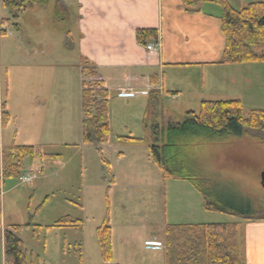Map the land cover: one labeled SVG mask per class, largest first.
<instances>
[{"label": "rangeland", "instance_id": "obj_1", "mask_svg": "<svg viewBox=\"0 0 264 264\" xmlns=\"http://www.w3.org/2000/svg\"><path fill=\"white\" fill-rule=\"evenodd\" d=\"M254 1L228 0L235 9ZM0 3L3 60L0 115L3 105L8 112V102H16L8 123L1 127L0 145L40 147L45 155L33 163L26 160L23 172L34 175L30 183L5 180L1 227L7 230L12 225L23 226L18 237L39 257L40 264H105L97 230L107 215L114 235L115 261L120 264H158L163 253L155 252L157 256H154L149 241L163 240L168 225L233 223L243 219L240 212L250 218H264L263 144L253 142L248 134L199 138L189 143L184 155L195 163L196 177L205 179L194 182L165 178L161 167L150 157L154 126L159 124L167 129L171 123H182L187 110L198 115L203 100L200 97L191 103H174L166 96L157 105L159 111H153L155 116H149L150 134L145 135L148 139L142 137L138 142H129L121 138L116 144L115 136L121 137L117 133L106 145L85 144L82 132L85 116L82 93L77 101V77L71 70L56 69L57 62L76 61L75 57L71 59L62 41L61 32H66V25L57 18L56 5L49 4L46 8L28 5L26 10H21L7 8L1 0ZM73 14L77 15L78 10L73 9ZM25 18L27 24L23 23ZM71 26L68 28L75 41L78 26ZM28 34L33 39L32 47ZM46 45L52 48L47 53V62H43L42 56H39L41 61L24 56V51L30 48L40 51ZM7 51L14 61V66L8 69L4 63ZM25 59H30L31 67H24ZM80 75L82 88V72ZM244 80L243 77L239 85L243 86ZM239 85L236 91L222 86L208 88L205 101L233 100L232 97L242 96L241 91L248 94V99L243 96L237 100H250L254 109L264 106L262 85H253L248 92ZM224 95L228 97L220 99ZM40 101L47 103L48 118L41 114ZM252 108L246 106L244 115L248 116ZM30 116L35 120L31 121ZM171 116L178 117L170 119ZM203 188L211 192L209 196ZM208 199L229 213L206 210ZM66 216L81 221L80 226L46 229Z\"/></svg>", "mask_w": 264, "mask_h": 264}, {"label": "crops", "instance_id": "obj_2", "mask_svg": "<svg viewBox=\"0 0 264 264\" xmlns=\"http://www.w3.org/2000/svg\"><path fill=\"white\" fill-rule=\"evenodd\" d=\"M76 2L73 4L72 0L70 3L64 0H50L49 3L55 5L59 3L68 13L66 32H61L62 41L64 39V46L71 53V59L73 57L76 59L75 62L72 60L69 63L57 62L56 69L59 72L63 69L71 70L77 77L79 86L77 101L83 92V87H80L82 69L86 65L96 70L97 79L104 84V89L109 95L111 138L117 133L121 135L115 136L116 144L121 138L129 142H138L143 139L142 137L148 139L145 135L150 134L148 119L152 102L157 101L158 105L163 102L165 96L168 101L174 103L180 101L191 103L200 97L203 102L208 88L222 86L236 91L243 77L246 78L245 84L239 86L245 88L246 92L257 84L264 88V63L243 65L222 63L226 42L221 30L223 10L218 5L198 4L194 10H189L184 0H76ZM73 9L78 10L77 15L73 14ZM27 22L28 18H25L23 23ZM71 25L78 26L75 41L73 37L71 38V28H68L72 27ZM139 29L158 31L160 43L157 52L148 51L146 48L153 40H149L147 44L137 40L136 33ZM27 37L32 47L33 39L29 34ZM51 51L52 48L46 45L40 48V51L30 48L24 51V56L29 55L31 59L36 58L40 61L39 56H42L43 62H47L49 58L47 53ZM6 53L4 63L8 69L14 66V61L9 57L11 53L8 51ZM29 60L25 59L24 67L28 65L31 67ZM0 65L1 70L3 67L1 50ZM43 84L42 82L40 85ZM122 91H125L127 96H122L120 94ZM239 93L242 96L232 97L233 100L242 99L243 96L248 99V94L241 91ZM225 97L228 96L224 95L220 99ZM249 101H243L244 108L253 107L254 104ZM14 103L16 102L13 100L11 103L8 102V112L5 111V105L2 106L0 121L4 116L13 113ZM38 106L43 109L41 114H46L45 117L48 118L47 103L40 101ZM158 107L157 111L160 109ZM259 107L264 109V106L256 108L262 110ZM187 111V114L194 112ZM177 117L171 116L170 119ZM29 118L31 121L35 120V117ZM244 134H248L253 142L264 145L262 132L247 129L242 136ZM234 222L240 224L245 264H264V218L248 217ZM5 228H0V264H9L5 252ZM113 237L112 231V244ZM149 244L154 254L163 253L162 256L159 255L160 259L156 263L166 264L165 238L163 240L153 238ZM113 263L120 264L115 261L114 251Z\"/></svg>", "mask_w": 264, "mask_h": 264}, {"label": "trees", "instance_id": "obj_3", "mask_svg": "<svg viewBox=\"0 0 264 264\" xmlns=\"http://www.w3.org/2000/svg\"><path fill=\"white\" fill-rule=\"evenodd\" d=\"M10 9H27L28 5L47 7L50 0H1ZM189 10L198 4L218 5L223 10L221 30L225 36V50L222 63L229 65L264 63V2L256 0L241 8H233L228 0H184ZM56 16L62 23L67 22L68 13L59 3L56 4ZM140 43L149 40L158 41V31L139 29L136 33ZM83 74V142L96 146L106 145L111 139L109 95L103 90L104 84L96 81V70L84 66ZM157 101L151 105L150 117L154 116ZM9 116H4L1 125L7 124ZM245 129L257 130L264 134V111L255 109L244 115V106L240 100L203 101L200 113L187 114L182 123H171L167 129L159 124L154 126L150 157L158 164L165 178L188 179L197 182L196 165L187 160L184 152L199 138L209 140L222 136H241ZM44 153L40 147L11 144L0 150V228L2 221V186L7 179H17L24 171L26 160L31 163L42 159ZM190 163V164H189ZM200 176V175H198ZM200 182L202 178L199 177ZM207 196L211 192L203 188ZM230 207L233 204L226 202ZM206 210L229 213L226 208L205 201ZM240 217L248 218L240 212ZM81 221L69 216L60 219L55 226L76 227ZM37 227V226H36ZM238 222L168 225L165 231L166 264H245L241 248V235ZM23 226L12 225L4 233L5 252L9 264H40L38 256L30 251L18 237ZM38 228V227H37ZM40 231V229H39ZM97 235L105 264L113 263L112 228L107 215L98 228Z\"/></svg>", "mask_w": 264, "mask_h": 264}, {"label": "built area", "instance_id": "obj_4", "mask_svg": "<svg viewBox=\"0 0 264 264\" xmlns=\"http://www.w3.org/2000/svg\"><path fill=\"white\" fill-rule=\"evenodd\" d=\"M262 2H264V0H260ZM147 49L150 51H158L159 50V44L158 43H152L149 44L147 46ZM122 96H127V94L125 92L121 93ZM32 173V172H31ZM31 173H24L21 177H20V181L22 183H28L31 182L34 179V175H32Z\"/></svg>", "mask_w": 264, "mask_h": 264}, {"label": "water", "instance_id": "obj_5", "mask_svg": "<svg viewBox=\"0 0 264 264\" xmlns=\"http://www.w3.org/2000/svg\"><path fill=\"white\" fill-rule=\"evenodd\" d=\"M261 178H262V184H263V187H264V172L261 174Z\"/></svg>", "mask_w": 264, "mask_h": 264}]
</instances>
